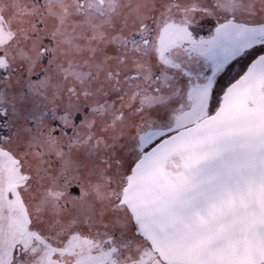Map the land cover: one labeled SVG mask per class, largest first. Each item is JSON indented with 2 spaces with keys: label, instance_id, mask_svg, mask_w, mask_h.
<instances>
[{
  "label": "snow or ice",
  "instance_id": "6c2138e0",
  "mask_svg": "<svg viewBox=\"0 0 264 264\" xmlns=\"http://www.w3.org/2000/svg\"><path fill=\"white\" fill-rule=\"evenodd\" d=\"M0 264H264V0H0Z\"/></svg>",
  "mask_w": 264,
  "mask_h": 264
}]
</instances>
